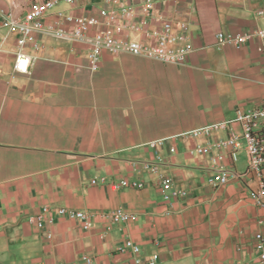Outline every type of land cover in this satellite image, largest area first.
<instances>
[{"label": "crops", "instance_id": "crops-1", "mask_svg": "<svg viewBox=\"0 0 264 264\" xmlns=\"http://www.w3.org/2000/svg\"><path fill=\"white\" fill-rule=\"evenodd\" d=\"M18 1L0 7L19 13L26 4ZM153 1L145 16V0H130L136 14L128 21L145 20L149 30L157 15L187 22L192 50L183 64L123 51H102L94 62L88 44L38 33V48L24 47L31 61L20 73L18 33L0 25V264H264L255 239L264 237V206L250 197L254 182L235 176L248 166L244 144L197 154L195 144H213L227 131L184 134L264 104L255 34L264 30V0ZM107 5L60 1L46 19ZM219 31L252 35L235 48L218 43ZM116 34L144 40L132 30ZM216 154L230 172L213 187L207 175ZM153 160L159 172L143 165ZM160 174L187 195L164 199ZM44 206L52 210L30 220ZM56 207L87 212L92 226L56 215ZM115 209L133 217L100 215ZM126 239L139 251L119 252Z\"/></svg>", "mask_w": 264, "mask_h": 264}, {"label": "built area", "instance_id": "built-area-1", "mask_svg": "<svg viewBox=\"0 0 264 264\" xmlns=\"http://www.w3.org/2000/svg\"><path fill=\"white\" fill-rule=\"evenodd\" d=\"M60 1L71 4L75 0H33L26 4L19 13H16L12 8L0 7V25L18 33V52L14 62L16 72L28 71L31 57L24 47L26 44H31L37 49L39 44L36 35L38 33H47L60 39H73L88 44L90 46L89 57L94 62H97L102 51H123L163 62L183 64L192 50L188 41L187 22L157 15L155 28L149 30L145 20H142L141 23L128 21L129 16L136 14V9L131 5L130 0H104L108 5L98 10L82 14L59 12L54 19L47 20L49 11ZM153 8L154 1L145 0L143 14L152 16ZM93 27H95L93 33L88 34L87 31ZM122 29L138 32L144 37V40L121 38L116 34V30ZM255 34L264 40V30H256ZM251 35V33L244 32L219 31L216 34V39L219 44L241 48L251 38ZM262 40L258 46L260 52H264ZM263 121L264 104L251 110L239 109L232 119L206 124L184 133L197 137L199 135L209 136L212 132L222 129L227 131L225 138L217 139L213 144L210 142L195 144L193 150L197 154L209 153L212 146L218 149H234L243 143L248 156V166L243 172L236 173L235 176L254 182V186L252 185L250 190V197L258 206H264V132L260 129ZM162 140H153L149 145L156 147L162 144ZM170 149L174 151V147ZM212 161L214 166L207 175V182L213 187L224 185L229 179L230 170L220 164L218 154L212 156ZM158 164L154 160L143 162L145 168L153 172H159ZM159 183L166 200L187 195V191L176 186L172 177L167 174H160ZM132 185L141 186L142 183L134 182ZM51 210L49 206H44L42 213L36 217L31 216L30 220L39 219ZM53 211L58 216L78 220L84 229H89L92 226L85 211L67 207H56ZM100 215L111 222H125L133 217L121 209L101 212ZM49 219L52 220L51 217ZM255 239L256 245L261 247L259 257L264 260V237L258 233L255 235ZM127 249L138 252L139 246L132 240L126 239L117 247L119 252ZM84 259L90 262L88 257H84Z\"/></svg>", "mask_w": 264, "mask_h": 264}, {"label": "rangeland", "instance_id": "rangeland-1", "mask_svg": "<svg viewBox=\"0 0 264 264\" xmlns=\"http://www.w3.org/2000/svg\"><path fill=\"white\" fill-rule=\"evenodd\" d=\"M28 0H19V4L20 6H25V4L27 3Z\"/></svg>", "mask_w": 264, "mask_h": 264}, {"label": "trees", "instance_id": "trees-1", "mask_svg": "<svg viewBox=\"0 0 264 264\" xmlns=\"http://www.w3.org/2000/svg\"><path fill=\"white\" fill-rule=\"evenodd\" d=\"M31 1H33V0H28L26 4H28V3L31 2Z\"/></svg>", "mask_w": 264, "mask_h": 264}]
</instances>
